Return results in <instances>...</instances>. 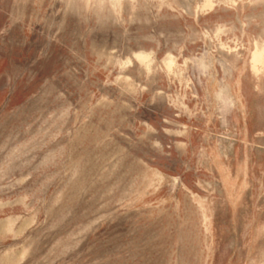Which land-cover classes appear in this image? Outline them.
Returning a JSON list of instances; mask_svg holds the SVG:
<instances>
[{
    "label": "rangeland",
    "instance_id": "374dc122",
    "mask_svg": "<svg viewBox=\"0 0 264 264\" xmlns=\"http://www.w3.org/2000/svg\"><path fill=\"white\" fill-rule=\"evenodd\" d=\"M0 264H264V0H0Z\"/></svg>",
    "mask_w": 264,
    "mask_h": 264
}]
</instances>
